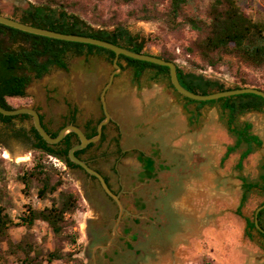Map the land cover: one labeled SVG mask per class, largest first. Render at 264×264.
Here are the masks:
<instances>
[{"label": "rangeland", "instance_id": "rangeland-1", "mask_svg": "<svg viewBox=\"0 0 264 264\" xmlns=\"http://www.w3.org/2000/svg\"><path fill=\"white\" fill-rule=\"evenodd\" d=\"M35 1L43 0H0V12L19 18L28 2ZM76 1L80 2L76 12L95 27L98 26L95 20H109L112 15L126 19L132 33L149 36L145 50L152 54L167 50L174 54L181 68L202 72L204 76L218 78L227 85L243 76L264 87V66L253 68L233 57H226V63L215 68L206 66L197 54L185 50L197 37L189 27L170 30L161 16L151 20L128 16L129 10L138 9L145 0H135L134 3L123 0ZM236 1L252 19H264V0ZM209 3L210 0L190 1L185 11L189 15L204 17ZM156 8L164 11L166 1ZM122 64L125 65L124 61ZM114 69L113 64L102 56L70 57L68 70L51 68L26 87L25 96L7 97L6 102L12 107H36L52 130L63 122L69 102L77 108V124L83 125L87 120L96 121L103 113L99 95ZM149 75L145 73L138 84L133 83L130 69L120 70L114 76L106 92L107 108L113 121L104 130V141L96 143L86 155L94 157L95 164L109 175L114 188L118 186L114 170V164H117L124 189H134L145 200V219H154L151 235L161 234L176 240L171 242L166 237H159V243L164 246L162 251L173 248L175 258L181 260L180 263L173 261V264H264V240L257 236L252 240L247 238L244 218L235 213L241 194L239 175L252 180L261 171L264 112H248L238 118L240 123L251 121L254 132L263 140L262 147L252 152L242 170L238 171L235 163L240 149L220 162L226 146L234 141L220 106L184 100L165 80H150ZM30 125L31 119L15 118L9 126L0 122V158H3L5 170L0 188L6 192L3 198L9 204L5 211L12 219L5 233L0 234V264H88L98 230L101 226H111L112 222L97 217L99 188L81 170L69 169L61 159H53L54 156L44 158L46 165L57 169L63 180L62 188L79 195V206L66 215L70 221L60 235H55L43 220L36 219L31 226L23 225L20 220L27 205L34 209L50 205L49 198L37 197L35 188L25 192L18 179V174L32 166L39 153L31 149V140L18 139L10 134L14 130H28ZM116 137L122 149L142 150L155 156V173L150 180L137 181L135 174L139 165L134 155L115 160ZM188 188L193 189L191 198L188 195L192 192ZM258 198L261 199L257 194L250 196L241 210L243 216H251L254 201ZM191 214L195 215L198 224L193 236L184 231L194 221ZM158 223L167 225L161 228ZM48 254H54L53 258L49 259ZM150 257L148 254L139 256L146 260Z\"/></svg>", "mask_w": 264, "mask_h": 264}, {"label": "trees", "instance_id": "trees-1", "mask_svg": "<svg viewBox=\"0 0 264 264\" xmlns=\"http://www.w3.org/2000/svg\"><path fill=\"white\" fill-rule=\"evenodd\" d=\"M125 3H134L135 0H123ZM166 1L164 11L157 10L159 3ZM195 0H145L138 9L128 11V16L137 20H151L162 18L170 30H175L181 26H187L197 33V37L190 41L185 50L192 54H197L200 61L212 68L226 63V57H233L239 63H243L253 68L264 66V19H252L237 4L236 0H210L206 8L204 17L189 15L185 11V6ZM76 0H43L28 2L27 7L22 9L20 22L31 24L40 28H47L62 33L90 36L105 40L135 52L150 53L145 50L149 42V36L138 32L132 33L128 29L126 19H119L116 15L110 16L109 20H95V27L91 21L83 18L76 12ZM0 14H2L0 12ZM3 15V14H2ZM152 54V53H151ZM165 60L176 64L177 77L180 83L188 90L208 94L215 91L242 88L246 86L264 90L260 84L247 77L238 76L232 85H227L224 81L207 77L202 72L190 71L181 68L173 53L163 50L159 54H154ZM91 56H102L106 61L112 63L115 58L113 51L95 46L92 44L73 42L61 39L50 38L24 32L3 24H0V103L5 108L12 107L6 102L7 97L25 96L26 87L34 80L40 79L47 74L51 68L55 67L62 70L69 69L70 57L89 58ZM124 61L125 65L122 64ZM117 63L121 70L130 69L132 81L139 83L140 78L145 73H150V80H165L173 89L169 81V68L151 62L129 58L119 55ZM174 90V89H173ZM174 92H176L174 90ZM177 93V92H176ZM181 96L179 93H177ZM184 100L194 102V100L183 97ZM199 105L217 104L225 112L226 125L228 131L232 133L234 141L227 145L221 158V163L228 155L244 146L241 150L235 168L240 171L243 167V160L255 149L262 145L259 136L252 132L250 121L238 122V118L248 112H264V99L261 96L243 93L221 97L213 100L195 101ZM68 111L64 116L63 122L56 130L48 128L44 123V117L40 114V119L46 131L55 136L58 131L66 124H77V108L71 103H67ZM38 110L36 107H34ZM104 117L103 113L96 120H87L81 127L87 137L96 134V125ZM31 119L28 114L2 115L0 122L9 126L12 120ZM109 123H112L110 120ZM108 123V124H109ZM102 127V134L98 142L104 141V130L107 125ZM15 138L31 140V149L38 152L32 166L25 168L18 174V179L24 185V191L28 192L32 188L36 189L37 197L40 199L49 198L50 205L41 209H34L27 205L24 213L20 216L23 225L31 226L33 221L40 219L45 221L55 235H60L69 223L67 214L73 213L79 206V195L68 188H62L63 180L58 171L52 165H46L44 158L47 155L61 159L69 169H79L85 175L97 180L96 177L87 174L81 167L71 162L67 156L69 148L78 142L75 133L70 132L56 144L47 143L30 125L28 130H14L12 134ZM0 140H2L0 136ZM98 142L89 143L85 148L75 151V155L83 159L89 166L85 158L89 149ZM115 153L118 156H126L128 151H122L118 138H114ZM141 159L144 153L134 151ZM149 176H153L152 161L147 162L146 166ZM264 162L261 165V173L257 182H249L243 176H239L242 192L238 205L235 209L237 215L242 216L241 210L247 201L248 194L252 191L264 192ZM5 170L3 158H0V182L4 181ZM54 193H56L54 195ZM6 192L0 188V234L5 233L12 219L5 211L8 200H4ZM8 201V202H7ZM264 202H259L257 206ZM255 207V208H256ZM244 235L253 239L257 236L264 240V208L257 214V222L262 230H258L254 223V210L250 217H244ZM255 233V234H254ZM54 254H48V258H53Z\"/></svg>", "mask_w": 264, "mask_h": 264}, {"label": "water", "instance_id": "water-1", "mask_svg": "<svg viewBox=\"0 0 264 264\" xmlns=\"http://www.w3.org/2000/svg\"><path fill=\"white\" fill-rule=\"evenodd\" d=\"M0 24L6 25V26H9V27H12V28L24 31V32L36 34V35H42V36H46V37H50V38L73 41V42L92 44L95 46H99V47L111 50L115 54V58L113 59V62H112L115 69L109 75L108 80L105 83V85L102 87V89L100 91V95H99L100 102H101V108H102V112H103L104 117L97 123L96 134L91 136V137H87L81 127H79L76 124H72V123L64 125L58 131V133L55 136H52L51 134H49L46 131V129L42 125V122L40 119V111L36 110L34 107H32V106H20V107H16V108H5L0 103V114H2V115H17V114H28V115H30L31 124L37 130L39 135L49 144L58 143L59 141H61L65 137L66 134H68L70 132H73L76 134V136L78 138V142L73 144L69 148L68 154H67L69 160L71 162L75 163L76 165H78L79 167H81L90 176L96 177L100 186L104 190V192L116 202V204L119 208L118 216L116 218L115 223L112 226L110 239L107 241L106 244H99V245H95L93 247V251H92L93 258H94L95 250L97 248L104 250L105 248H107L111 244L112 239H113L115 232H116V228H117L118 223L120 221V217H121V214L123 211V206H122V203L119 199V195L114 193L109 188V186L107 185L102 174H100L97 170H95L94 168L89 166L83 159L76 156L75 151L85 148L89 143L97 142L101 137L102 127L104 125L108 124L109 121L112 119L111 113L109 112V110L107 108L106 92L109 89V87L111 86L114 76L116 74H118L119 71L121 70L120 65L117 63V59H118V56L120 54L127 56L129 58L143 60V61L151 62V63L157 64V65L167 66L169 68V81H170V84L172 85L173 89L177 93H179L181 96L192 99L194 101L213 100V99H217V98H221V97H227V96L243 94V93L255 94V95L261 96L264 99V90H261L259 88H255V87H250V86H246V87H242V88L222 90V91H215V92H211L208 94H199V93L192 92V91L188 90L187 88H185L180 83V81L177 77L176 64L174 62L169 61V60H165V59L160 58V57H158L154 54H151V53L135 52V51H132L128 48L122 47L120 45H117V44H114V43H111V42H108L105 40L97 39L94 37H90V36L62 33V32H57V31L50 30L47 28L36 27V26L31 25V24L20 22L17 19H13V18H10V17H8L6 15H2V14H0ZM263 173H264V169H263ZM262 208H264V202L261 205L257 206L254 210V223H255V226L258 230H262L260 228V226L258 225V222H257V214Z\"/></svg>", "mask_w": 264, "mask_h": 264}, {"label": "flooded vegetation", "instance_id": "flooded-vegetation-1", "mask_svg": "<svg viewBox=\"0 0 264 264\" xmlns=\"http://www.w3.org/2000/svg\"><path fill=\"white\" fill-rule=\"evenodd\" d=\"M111 121L113 120L111 119ZM46 125L48 126V128H50L48 124ZM122 151H128L129 154L126 156H118L115 153L116 154L115 160L134 155L135 160L139 165L138 171L135 174V177L137 178V181L139 183L148 181L153 177L148 175L149 172L145 166L147 162L152 161V168H153L152 172L154 175L155 164H156L154 155L146 154L144 151L136 150V149H122ZM134 151H141L144 153V156L141 159V161L138 159V156ZM85 158L88 159L89 162H92V166H91L92 168H94L100 174H102L109 188L114 193L119 195V199L123 206V211L120 217V221L116 228V232L112 239L111 244L104 250L97 248L94 253V258H92V252H91L87 259L88 264H151L154 261L155 262L158 261L161 255H165L170 260L174 261L175 252L173 248H169V251L167 252L162 251V248H164V246L159 243L160 240L159 237H166V236L165 235L161 236V234L155 236L151 235L150 232H151V227L153 226L154 223L153 221L154 219H150L149 221L145 219V215L143 214L144 213L143 211L146 208L145 200L143 197L138 196L134 189L131 190L124 189V186L121 183L120 176L118 175V171L116 169L117 164H114V170H115V174H117L118 186L114 188L111 185L109 175L103 172V170H101V168L97 166V164H95L94 157L86 155ZM87 177L93 180L91 177L89 176ZM94 181L96 182L100 192V194H97L96 197V203L98 204L97 217L100 218L101 221L102 219H110L112 222L111 226L109 227L101 226V228L98 230L94 245H99V244H106L107 241L110 239L112 226L115 223L116 218L118 216L119 208L116 202L104 192L98 180H94ZM110 203L114 206V209H112ZM137 213H142V214L136 215ZM195 222L193 221L192 224H188V226L185 227L184 231L186 234L190 235L196 231L198 224ZM158 225L161 226L162 228L167 224L165 223L163 225L162 223L161 224L158 223ZM166 238L171 242L173 241L176 242V240L169 239L168 237ZM146 254L151 256L149 260H146L145 258L144 259L139 258V256L141 255L146 256Z\"/></svg>", "mask_w": 264, "mask_h": 264}, {"label": "crops", "instance_id": "crops-1", "mask_svg": "<svg viewBox=\"0 0 264 264\" xmlns=\"http://www.w3.org/2000/svg\"><path fill=\"white\" fill-rule=\"evenodd\" d=\"M251 122V121H250ZM252 123V122H251ZM253 124V123H252ZM227 126V125H226ZM228 129V128H227ZM252 132L253 133H255L254 132V124L252 125ZM255 134H257V133H255ZM258 135V134H257ZM259 136V135H258ZM259 138L262 140V138L259 136ZM232 144V143H231ZM228 145H230V144H228ZM262 145H263V140H262ZM262 145L259 147V148H261L262 147ZM244 148V146H242L241 148H239L240 149V151H239V153H238V156H237V161H238V158H239V155H240V152H241V150ZM259 148H255L252 152H254V151H257ZM226 149V148H225ZM238 150V149H237ZM237 150H235V151H237ZM225 151V150H224ZM235 151H233V152H235ZM233 152H231V153H233ZM250 153L244 160H243V164H244V162L245 161H247L246 159L247 158H249V157H251V154H253V153ZM231 153L228 155V157L231 155ZM223 154H224V152H223ZM223 154H222V156H223ZM222 156H221V158H222ZM227 157V158H228ZM221 158H220V162H221ZM226 158V159H227ZM225 159V160H226ZM224 160V161H225ZM223 161V162H224ZM236 161V162H237ZM264 162V158H263V160L261 161V163H260V170H261V165H262V163ZM236 164V163H235ZM243 168V167H242ZM260 173H261V171L258 173V175H257V178H254V179H252V180H249L247 177H245V176H243V175H239V176H243V177H245V179L247 180V181H249V182H257L258 181V179H259V175H260ZM189 190H190V192H192L191 194H189L188 195V197H192V196H194L193 195V189L192 188H188ZM241 192H242V188H241ZM201 194V193H200ZM199 194V195H200ZM252 194H257L258 195V197H261V199L260 198H258V200H256V201H254V208H253V210H255V207H256V205L259 203V202H261V201H263L264 200V192H258V191H252L251 193H249L248 194V198H247V201L249 200V198H250V196L252 195ZM201 195H204L203 193L201 194ZM241 195V194H240ZM195 198V197H194ZM188 199L189 198H187L186 200L188 201ZM240 199V198H239ZM247 201L245 202V204L247 203ZM239 202V201H238ZM238 205V204H237ZM181 206H183V205H181ZM237 207V206H236ZM244 207H245V205H244ZM243 207V208H244ZM242 208V209H243ZM236 209V208H235ZM186 210V209H185ZM253 210L251 211V213L253 212ZM187 212H188V210H187ZM189 213V212H188ZM192 216H193V218H194V222L196 221L195 219H196V217H195V215L194 214H191ZM242 217L244 218V217H249V216H243L242 215ZM244 223H245V221H244ZM244 226H245V224H244ZM194 235V233L193 234H190V236H193ZM255 238V237H254ZM174 261L175 262H178L179 261V263L181 262V260L178 258V257H176V258H174ZM151 264H173V261L172 260H170L167 256H165V255H161L160 256V258L158 259V261H154L153 263H151Z\"/></svg>", "mask_w": 264, "mask_h": 264}, {"label": "built area", "instance_id": "built-area-1", "mask_svg": "<svg viewBox=\"0 0 264 264\" xmlns=\"http://www.w3.org/2000/svg\"><path fill=\"white\" fill-rule=\"evenodd\" d=\"M53 159H55V160H59V158H57V157H53Z\"/></svg>", "mask_w": 264, "mask_h": 264}, {"label": "bare ground", "instance_id": "bare-ground-1", "mask_svg": "<svg viewBox=\"0 0 264 264\" xmlns=\"http://www.w3.org/2000/svg\"><path fill=\"white\" fill-rule=\"evenodd\" d=\"M10 155V154H9Z\"/></svg>", "mask_w": 264, "mask_h": 264}]
</instances>
